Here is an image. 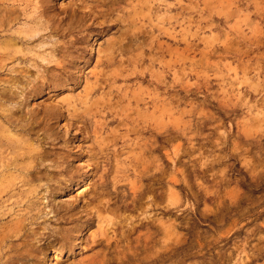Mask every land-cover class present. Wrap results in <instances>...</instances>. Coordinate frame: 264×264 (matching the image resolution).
Listing matches in <instances>:
<instances>
[{
  "label": "rangeland",
  "instance_id": "rangeland-1",
  "mask_svg": "<svg viewBox=\"0 0 264 264\" xmlns=\"http://www.w3.org/2000/svg\"><path fill=\"white\" fill-rule=\"evenodd\" d=\"M54 252L264 264V0H0V264Z\"/></svg>",
  "mask_w": 264,
  "mask_h": 264
},
{
  "label": "bare ground",
  "instance_id": "bare-ground-1",
  "mask_svg": "<svg viewBox=\"0 0 264 264\" xmlns=\"http://www.w3.org/2000/svg\"><path fill=\"white\" fill-rule=\"evenodd\" d=\"M4 230V229H3ZM2 246V245H1ZM55 254H54V257H53V259L50 257L48 260H47V264H53V260L54 259H56V258H58V254H56V252H54Z\"/></svg>",
  "mask_w": 264,
  "mask_h": 264
}]
</instances>
